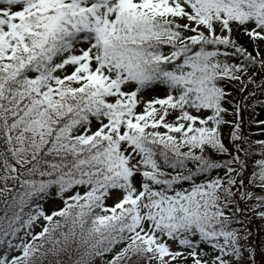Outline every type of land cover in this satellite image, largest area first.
<instances>
[{
	"label": "snow or ice",
	"instance_id": "obj_1",
	"mask_svg": "<svg viewBox=\"0 0 264 264\" xmlns=\"http://www.w3.org/2000/svg\"><path fill=\"white\" fill-rule=\"evenodd\" d=\"M262 114L264 0H0V264H264Z\"/></svg>",
	"mask_w": 264,
	"mask_h": 264
},
{
	"label": "trees",
	"instance_id": "obj_2",
	"mask_svg": "<svg viewBox=\"0 0 264 264\" xmlns=\"http://www.w3.org/2000/svg\"><path fill=\"white\" fill-rule=\"evenodd\" d=\"M260 112V110L258 109V113ZM262 115H264V114H262ZM0 199H2V198H0ZM0 214H2V213H0Z\"/></svg>",
	"mask_w": 264,
	"mask_h": 264
},
{
	"label": "rangeland",
	"instance_id": "obj_3",
	"mask_svg": "<svg viewBox=\"0 0 264 264\" xmlns=\"http://www.w3.org/2000/svg\"><path fill=\"white\" fill-rule=\"evenodd\" d=\"M109 204L111 203V201L108 202Z\"/></svg>",
	"mask_w": 264,
	"mask_h": 264
}]
</instances>
